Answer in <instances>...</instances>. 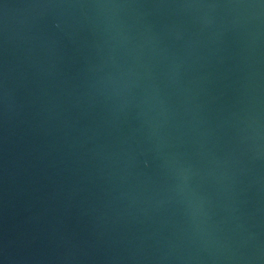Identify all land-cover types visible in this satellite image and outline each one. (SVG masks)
<instances>
[{"label": "water", "instance_id": "95a60500", "mask_svg": "<svg viewBox=\"0 0 264 264\" xmlns=\"http://www.w3.org/2000/svg\"><path fill=\"white\" fill-rule=\"evenodd\" d=\"M0 264H264V0H0Z\"/></svg>", "mask_w": 264, "mask_h": 264}]
</instances>
